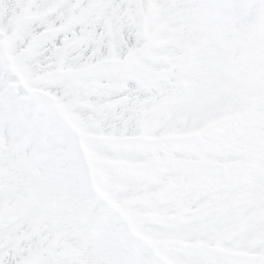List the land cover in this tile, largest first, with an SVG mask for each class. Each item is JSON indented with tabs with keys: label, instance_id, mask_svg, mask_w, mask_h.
I'll return each instance as SVG.
<instances>
[{
	"label": "snow or ice",
	"instance_id": "obj_1",
	"mask_svg": "<svg viewBox=\"0 0 264 264\" xmlns=\"http://www.w3.org/2000/svg\"><path fill=\"white\" fill-rule=\"evenodd\" d=\"M0 264H264V0H0Z\"/></svg>",
	"mask_w": 264,
	"mask_h": 264
}]
</instances>
